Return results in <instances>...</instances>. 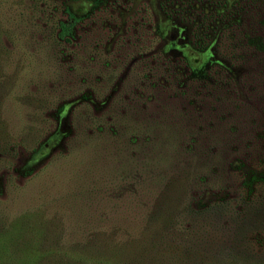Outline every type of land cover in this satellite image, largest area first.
<instances>
[{"label": "rangeland", "instance_id": "rangeland-1", "mask_svg": "<svg viewBox=\"0 0 264 264\" xmlns=\"http://www.w3.org/2000/svg\"><path fill=\"white\" fill-rule=\"evenodd\" d=\"M158 2L0 0V264H264V0Z\"/></svg>", "mask_w": 264, "mask_h": 264}, {"label": "flooded vegetation", "instance_id": "flooded-vegetation-1", "mask_svg": "<svg viewBox=\"0 0 264 264\" xmlns=\"http://www.w3.org/2000/svg\"><path fill=\"white\" fill-rule=\"evenodd\" d=\"M163 1V3L165 4V3H169V1L170 0H162ZM163 3L159 0V2H158V6L159 7H164V5H163ZM228 4H229V2H227ZM168 6V5H167ZM167 10H169V9H167ZM64 12H65V18H64V20H61V21H59V28H58V32H57V36H58V34L60 33V31H61V29H62V27L61 26H68L69 25V27H70V29H69V31H68V33H66V34H64L63 36H61V37H59L58 36V38L60 39V40H62V39H64V38H66V36H68V35H70V33H71V31H72V29L74 28V26L76 25V24H78L79 22H80V20H81V17L80 16H78V15H76L75 13H73V12H71L70 10H68L67 8H65L64 9ZM160 16V15H159ZM172 17V16H171ZM170 17V15L169 14H166V15H164V19L162 20L164 23H170V24H172V18ZM160 20V19H159ZM158 20V21H159Z\"/></svg>", "mask_w": 264, "mask_h": 264}, {"label": "trees", "instance_id": "trees-1", "mask_svg": "<svg viewBox=\"0 0 264 264\" xmlns=\"http://www.w3.org/2000/svg\"><path fill=\"white\" fill-rule=\"evenodd\" d=\"M62 27V29H61V31H60V33L58 34V36L59 37H61V36H63L64 34H66V33H68V31H69V29H70V27H69V25L68 26H61ZM261 179L263 178L264 179V174H263V176H261L260 177ZM255 180H258V177L256 176V175H254V174H251V175H249V177H248V179H247V184H250V183H252L253 181H255ZM110 255H113V257L114 258H118V256L120 255V253H119V251L118 250H111V254Z\"/></svg>", "mask_w": 264, "mask_h": 264}]
</instances>
